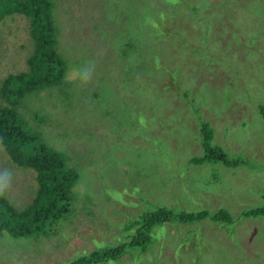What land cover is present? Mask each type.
<instances>
[{"label": "rangeland", "instance_id": "obj_1", "mask_svg": "<svg viewBox=\"0 0 264 264\" xmlns=\"http://www.w3.org/2000/svg\"><path fill=\"white\" fill-rule=\"evenodd\" d=\"M54 1L69 70L20 112L77 171L72 212L47 235L1 233L0 264H68L130 241V221L164 206L236 220L162 223L147 245L97 264H264V216H239L264 203V0ZM28 24L0 22V102L5 78L28 70ZM129 55L142 69L119 68ZM167 68L180 86L166 87ZM198 114L240 165L193 163L205 154ZM37 190V172L0 141V196L25 212Z\"/></svg>", "mask_w": 264, "mask_h": 264}, {"label": "trees", "instance_id": "obj_2", "mask_svg": "<svg viewBox=\"0 0 264 264\" xmlns=\"http://www.w3.org/2000/svg\"><path fill=\"white\" fill-rule=\"evenodd\" d=\"M54 8V0H0V22L7 16L24 15L29 22L28 32L33 44V51L27 60L28 70L7 76L1 87L4 102H0V141L18 164L37 172L38 180L37 195L25 212L10 208L6 198L0 196V233L14 237L47 235L50 228L53 229L62 218L70 215L72 187L78 179L77 171L69 165L64 154L47 145L33 129H26V124L31 128L28 124L31 120L20 112L26 98L39 90L63 83L69 70L68 60L59 50V28ZM135 58L129 55L130 60L123 61L124 66L119 65V68L124 69L130 63L133 69H142ZM149 70L154 71L153 68ZM167 70L172 78L166 81V87L170 82L175 87L180 86L175 82L174 71L170 68ZM260 112L264 119V104L260 105ZM198 119L205 154L193 157V163L213 160L231 167L240 165L239 156L229 158L213 142L214 129L210 121L201 114H198ZM241 215L246 218L264 216V203L243 210ZM206 218L226 223L236 220L222 209L216 212L206 209L176 211L167 206L160 207L140 220L130 221L126 227L133 230L130 241L93 250L68 264H97L116 260L126 249L147 245L151 230L159 224L174 220L192 223Z\"/></svg>", "mask_w": 264, "mask_h": 264}, {"label": "crops", "instance_id": "obj_3", "mask_svg": "<svg viewBox=\"0 0 264 264\" xmlns=\"http://www.w3.org/2000/svg\"><path fill=\"white\" fill-rule=\"evenodd\" d=\"M1 234V233H0Z\"/></svg>", "mask_w": 264, "mask_h": 264}]
</instances>
